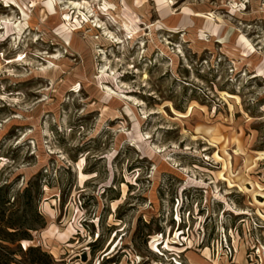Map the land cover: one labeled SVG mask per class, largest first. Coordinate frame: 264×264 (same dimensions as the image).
I'll return each instance as SVG.
<instances>
[{"label":"rangeland","instance_id":"rangeland-1","mask_svg":"<svg viewBox=\"0 0 264 264\" xmlns=\"http://www.w3.org/2000/svg\"><path fill=\"white\" fill-rule=\"evenodd\" d=\"M0 264H264V0H0Z\"/></svg>","mask_w":264,"mask_h":264}]
</instances>
